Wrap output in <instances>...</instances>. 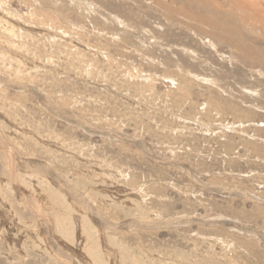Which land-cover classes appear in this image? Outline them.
I'll return each mask as SVG.
<instances>
[{"label": "rangeland", "instance_id": "obj_1", "mask_svg": "<svg viewBox=\"0 0 264 264\" xmlns=\"http://www.w3.org/2000/svg\"><path fill=\"white\" fill-rule=\"evenodd\" d=\"M143 1L0 0V264H264V32Z\"/></svg>", "mask_w": 264, "mask_h": 264}, {"label": "bare ground", "instance_id": "obj_2", "mask_svg": "<svg viewBox=\"0 0 264 264\" xmlns=\"http://www.w3.org/2000/svg\"><path fill=\"white\" fill-rule=\"evenodd\" d=\"M124 1H126V0H123V2ZM135 1H137V0H135ZM140 1V0H139ZM143 1V0H142ZM149 1V0H148ZM155 1V0H154ZM160 1V0H159ZM171 3H173V4H177L178 3V0H169ZM177 3H176V2ZM185 1V3H187L186 5H187V7L189 6V7H193V8H195L196 10H194L193 12L195 13V11H200L201 12V15H198V16H196L195 18H196V20H201V21H205V22H208L212 27H218V30L220 31V33H218V34H223L222 36H224V39H223V37L220 39V40H222L223 39V41L226 39V32L227 31H225V32H223V29H225V30H230V29H234V27H233V24L229 21V20H227L226 18H225V14H227V13H230V14H233L232 12L234 11V14L237 16L236 18L238 19V21L240 22V23H238V25H239V27L237 26V24H236V31H237V34H239V37L241 38V36H240V34L241 35H243L241 32H240V29L243 31V32H245V33H247L248 31L249 32H253L254 34L255 33H257V32H255L254 31V29L257 27V28H259L258 30H260L261 32H264V0H228L229 1V6H230V9H225L223 6H221V5H219V4H217V2H214L213 0V2H211L210 0H184ZM223 1V0H222ZM227 1V2H228ZM143 3H144V1H143ZM156 3H158V2H156ZM167 3V2H166ZM165 3V4H166ZM223 3V2H222ZM125 4V3H124ZM128 4H130V2L128 3ZM136 4V3H135ZM145 5L147 4V2L146 3H144ZM149 4H152V3H149ZM162 4H164V3H162ZM172 4V5H173ZM180 4V3H179ZM127 5V4H126ZM131 5V4H130ZM139 5V4H138ZM157 5V4H156ZM181 5H183V3L181 4ZM227 5V4H226ZM225 5V6H226ZM142 6V5H141ZM140 6V7H141ZM151 6V5H150ZM233 6V7H232ZM147 7V6H146ZM154 7V6H153ZM157 7V6H156ZM155 7V8H156ZM160 7V6H159ZM158 7V8H159ZM162 7V6H161ZM160 7V8H161ZM164 7V6H163ZM162 7V8H163ZM170 7V6H169ZM172 7V6H171ZM176 8H177V6H175ZM184 7H185V5H184ZM132 8V7H131ZM135 8V7H134ZM139 8V7H138ZM148 8H149V5H148ZM147 8V9H148ZM159 8V9H160ZM173 8V7H172ZM190 8V9H191ZM152 10H153V8H151ZM164 9H166V8H164ZM183 9V8H182ZM181 9V10H182ZM185 9V8H184ZM184 9L182 10V12H184ZM233 9V10H232ZM238 9V10H237ZM138 10V9H137ZM142 10H144V8H142ZM151 10V11H152ZM167 11H170V8H169V10L168 9H166ZM175 10V9H174ZM181 10H179V11H181ZM187 10H188V8H187ZM147 11V10H146ZM156 12L157 13V11L156 10H153V12ZM161 11V10H160ZM238 11L240 12V11H242L243 13H245V14H238ZM172 12H173V10H172ZM175 12V11H174ZM178 12V11H177ZM182 12H179V13H182ZM190 12V11H189ZM193 12H192V15H194L193 14ZM214 12L216 13V14H222L221 15V19H223V21H221V22H219V20H218V16L216 17L215 16V14H214ZM150 13V12H149ZM162 13H164L163 11H162ZM166 13V12H165ZM164 13V14H165ZM249 13V14H248ZM148 14V13H147ZM160 12L158 13V15L160 16ZM169 14H171V12H169L168 13V15ZM185 14H187L186 13V10H185V12H184V17H185ZM248 14V15H247ZM150 15V14H149ZM155 15V14H154ZM167 15V14H166ZM173 15V14H172ZM177 15L178 16H180L178 13H177ZM187 15H189V13L187 14ZM192 15H191V18H192ZM196 15V14H195ZM234 15V16H235ZM249 15L252 17V18H254V20L253 19H250V17H249ZM152 16V15H151ZM156 16V15H155ZM164 16V15H163ZM177 16V17H178ZM172 17V19L174 18L173 16H168V17H166V19L167 18H171ZM181 17V16H180ZM179 17V18H180ZM189 16H187V18H188ZM179 18L177 19V21L179 20ZM116 19V18H115ZM157 19V18H156ZM155 19V20H156ZM176 19V18H175ZM181 19V18H180ZM184 19V18H183ZM183 19H181V20H183ZM185 19H186V17H185ZM189 20H190V18H188ZM194 19V18H193ZM118 20V19H117ZM187 20V19H186ZM188 20V21H189ZM195 19L193 20L194 21V24H196L195 23V21H196ZM198 20V21H199ZM225 20V21H224ZM166 21V20H165ZM168 21H170V19L168 20ZM198 21H197V23H198ZM237 21V20H236ZM251 21H253L254 22V25L252 24L253 22H251ZM121 22V21H120ZM167 22V21H166ZM183 22V21H182ZM187 22V21H186ZM168 24H169V22H167ZM172 23V22H171ZM189 23V22H188ZM185 24V25H189V24ZM191 23V22H190ZM204 23V22H203ZM222 23V24H221ZM123 24V23H122ZM121 24V25H122ZM172 24H176V23H172ZM193 24V25H194ZM201 24V23H200ZM249 24L252 26H255V28L253 29V28H250L249 27ZM203 25V24H202ZM205 25H206V23H205ZM179 26V25H178ZM184 26V25H183ZM194 26H196V25H194ZM193 26V27H194ZM198 26V25H197ZM201 26V25H200ZM199 26V27H200ZM244 26V27H243ZM161 27V26H160ZM187 27V26H186ZM168 28V27H167ZM179 28H181L180 26H179ZM189 28H191V27H189ZM201 28V27H200ZM206 29V26H204V27H202V29ZM243 28H247V30H244ZM187 28H185L184 30H186ZM204 29V30H205ZM253 29V30H252ZM169 30V29H168ZM217 30V29H216ZM250 30H252V31H250ZM257 30V31H258ZM194 31V30H193ZM193 31H191V32H193ZM208 31V30H207ZM210 31V30H209ZM186 32V31H185ZM190 32V33H191ZM152 33V32H151ZM160 33V32H159ZM162 33H163V31H162ZM182 33V32H181ZM204 33H207V32H204ZM156 34V33H155ZM161 34V33H160ZM174 34V33H173ZM192 34H194V32L192 33ZM195 34H197V33H195ZM157 35H158V33H157ZM180 35H182V34H180ZM209 35V34H208ZM207 35V36H208ZM234 36V35H233ZM236 36V35H235ZM253 36V35H252ZM161 37V36H160ZM177 37H180L179 35L177 36ZM191 37V36H190ZM196 37V36H195ZM211 38H213L214 39V37H216V36H210ZM229 37V36H228ZM163 38V37H162ZM202 38H203V36H202ZM205 38V37H204ZM208 38V37H207ZM217 38H220L219 36L217 37ZM217 38H215V39H217ZM245 38V37H244ZM249 38H250V36H249ZM253 38V37H252ZM251 38V39H252ZM258 38V37H257ZM185 39V38H184ZM184 39H183V41H184ZM188 39V38H187ZM193 39V38H192ZM206 39V38H205ZM233 39H234V37H233ZM243 38H241V40H242ZM212 40V39H211ZM228 40V39H227ZM226 40V41H227ZM203 41V40H202ZM258 41V40H257ZM191 42V41H190ZM204 42V41H203ZM211 42V41H210ZM228 42V41H227ZM230 42V41H229ZM234 42V41H233ZM246 42H247V40L246 41H244L242 44H240V45H243L242 47H244L243 49H244V51H245V49H249V51H252L251 50V48H255L256 47V45L253 47H251L250 48V46L252 45V42H251V45H249V44H246ZM205 43V42H204ZM208 43V42H207ZM223 43V42H222ZM231 43V42H230ZM239 43V42H238ZM248 43V42H247ZM201 44V43H200ZM203 44V43H202ZM208 44H210V43H208ZM208 44H207V46H208ZM233 44V43H232ZM192 45V44H191ZM214 45H216V44H214ZM199 46V45H198ZM205 46V45H204ZM236 46V45H235ZM234 46V47H235ZM261 46V45H260ZM209 48H210V46H208ZM214 47V46H213ZM221 47H222V45H221ZM237 47V46H236ZM240 46H238V48H239ZM264 47V46H263ZM182 48H184V45L182 46ZM186 48V47H185ZM200 48V47H199ZM204 48V47H203ZM207 47H205V49H206ZM258 48L259 47H257V50H258ZM191 49V48H190ZM240 49V48H239ZM239 49H238V51H239ZM189 50V49H188ZM193 50V49H192ZM196 50V49H195ZM195 50H193V52L195 51ZM204 50V49H203ZM211 50H212V48H211ZM213 50H214V48H213ZM233 50V49H232ZM236 50H237V48H236ZM202 51V50H201ZM208 51V50H207ZM210 51V50H209ZM234 52H235V50H233ZM238 51H236V55H238L239 53H238ZM259 51H260V49H259ZM258 51V52H259ZM196 52V51H195ZM241 52H243V51H240V53ZM255 52V51H254ZM254 52H252V54H256V53H254ZM261 52H262V50H261ZM264 52V51H263ZM262 52V53H263ZM197 53V52H196ZM207 53V52H206ZM206 53H205V55H206ZM209 53V52H208ZM215 53V52H214ZM238 53V54H237ZM246 53H247V51H246ZM246 53H245V55H246ZM216 54V53H215ZM242 54V53H241ZM241 54H239V55H241ZM252 54H251V52H250V56L249 57H252ZM259 54H260V52H259ZM179 55V54H178ZM191 55V54H190ZM208 55V54H207ZM206 55V56H207ZM243 55V54H242ZM184 57H185V55H183ZM189 56V55H188ZM198 56V55H197ZM215 56V55H214ZM216 56H218L219 57V54L218 55H216ZM244 56V55H243ZM254 56V55H253ZM256 56V55H255ZM205 57V56H204ZM217 57V58H218ZM237 57H239V56H237ZM199 58V57H198ZM207 58V57H206ZM223 58V57H222ZM239 58H241V57H239ZM243 58V57H242ZM256 58V57H255ZM260 58V57H259ZM257 59L256 58V60H260V59ZM210 59V58H209ZM208 59V60H209ZM221 59V58H220ZM225 59V58H224ZM245 59H246V57H245ZM248 59V58H247ZM251 59H253V58H251ZM222 60V59H221ZM226 60V59H225ZM228 60V59H227ZM220 61V60H219ZM244 61V59L242 60V62ZM251 60H249V61H247V62H250ZM253 61H254V59H253ZM264 61V60H263ZM218 62V61H217ZM236 62V61H235ZM241 62V61H240ZM246 62V61H245ZM252 62V61H251ZM260 62V61H259ZM259 62L257 61L256 63H258V65H259ZM230 63H232V62H230ZM237 63V62H236ZM255 63V64H256ZM248 64V63H247ZM254 64V63H253ZM261 64V63H260ZM263 64H264V62H263ZM193 65V64H192ZM244 65V64H243ZM257 65V66H258ZM248 66V65H247ZM259 66H262V65H259ZM230 67V66H229ZM253 67V66H252ZM263 67V66H262ZM249 68V67H248ZM251 68V67H250ZM264 68V67H263ZM242 70H243V68H242ZM250 70V69H249ZM260 71V70H259ZM229 72V71H228ZM244 72V71H243ZM252 72V71H251ZM261 72V71H260ZM263 72V71H262ZM256 73V72H255ZM244 74V73H243ZM264 75V74H263ZM261 76H262V74H261ZM261 76H259V77H261ZM263 78V77H262ZM259 79V78H258ZM251 87V86H250ZM248 89V88H247ZM246 89V90H247ZM252 98V97H251ZM248 100V99H247Z\"/></svg>", "mask_w": 264, "mask_h": 264}]
</instances>
